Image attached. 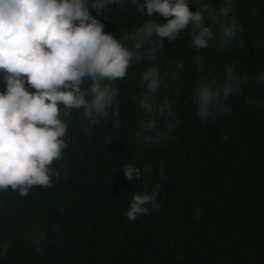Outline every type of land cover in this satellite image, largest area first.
<instances>
[{
	"label": "trees",
	"instance_id": "obj_1",
	"mask_svg": "<svg viewBox=\"0 0 264 264\" xmlns=\"http://www.w3.org/2000/svg\"><path fill=\"white\" fill-rule=\"evenodd\" d=\"M86 6L117 39L149 19L163 22L129 0L101 14ZM232 15L241 31L228 47L198 53L184 31L159 56L165 71L195 55L206 57L213 74L234 67L241 88L228 112L198 119L191 97L197 73L188 68L160 93L173 101L174 118L160 120V130H170L145 141L133 99L144 65H131L115 82L119 125L110 115L85 127L82 110H70L67 147L50 165V186H33L27 196L0 190V264H264V0H235ZM128 165L141 170L139 180L127 178ZM153 190L154 206L129 221L133 195Z\"/></svg>",
	"mask_w": 264,
	"mask_h": 264
},
{
	"label": "clouds",
	"instance_id": "obj_2",
	"mask_svg": "<svg viewBox=\"0 0 264 264\" xmlns=\"http://www.w3.org/2000/svg\"><path fill=\"white\" fill-rule=\"evenodd\" d=\"M117 2L0 0V72L6 81L0 92V190L10 186L27 196L33 186H50V165L67 147L70 110H82L85 127L110 115L119 125L121 93L115 82L133 64L144 65L133 99L142 110L139 135L145 141L155 142L170 130H160V120L174 118L173 101L160 93L167 83L179 82L188 68L197 73L191 97L198 119L203 123L228 112L227 101L241 88L234 67L226 65L222 74H213L206 57L195 55L165 71L159 56L165 42L184 31L198 53L228 47L241 31L232 15L235 0H221L218 10L208 0H129L144 16L158 13L163 22L149 19L119 39L106 33L86 6L101 14ZM193 2L195 11L189 8ZM123 169L129 180H139L138 167ZM157 194L135 193L128 220L147 214Z\"/></svg>",
	"mask_w": 264,
	"mask_h": 264
}]
</instances>
